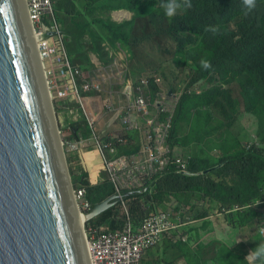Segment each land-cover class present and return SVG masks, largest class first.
I'll return each instance as SVG.
<instances>
[{"label": "trees", "instance_id": "1", "mask_svg": "<svg viewBox=\"0 0 264 264\" xmlns=\"http://www.w3.org/2000/svg\"><path fill=\"white\" fill-rule=\"evenodd\" d=\"M164 2L166 0H57V12L68 42L78 40L75 42L79 50L70 51L74 61L83 53L84 39L91 36L92 52L100 54L105 42H121L134 53L135 60L144 62L142 66L147 67L145 58L152 55L147 49L156 51L153 45L156 38L168 39L172 45L167 49L169 57L162 74L157 75L165 78L171 89L176 90L182 84L187 68L191 71L188 89L204 80L210 84L215 79L222 82L199 95L188 92L183 97L172 135L176 147L201 140L192 131L181 142L179 126L188 117L195 125H208L214 115L219 114L224 117L225 125L228 123L232 128L244 111L255 115L264 130V0H256V7L251 11L245 8L243 0H191V8L178 10L172 18L165 16L161 7ZM125 9L135 13V18L120 24L114 21L113 12ZM98 10L104 11L106 16L94 17ZM210 27L217 28L218 32L206 31ZM204 59L211 62L210 69L201 67ZM88 64L90 68L93 61ZM234 86L239 88L240 97L235 95ZM72 127L67 139L92 135L86 123ZM238 146L229 145L218 160L193 156L190 170L165 176L158 182L152 197L149 192H128L126 199L136 225L167 206L175 210L186 208V218L206 222L215 216L217 205L232 229L260 223L264 218V147L248 151L241 142ZM124 151L131 153L128 149ZM75 159L78 162L80 158ZM72 174L77 188L88 187V197L95 206L116 194L108 180L92 185L91 174L83 163L77 164ZM142 198L152 200L154 206L149 212L143 208ZM126 224L127 217L120 202L89 222L90 226L107 232L122 231ZM209 226L206 222L200 229V240L194 247L181 241L166 242L169 245L163 263L249 264L247 256L260 244L257 240L251 242L241 237L240 241L232 243L216 240L207 244L204 238L210 231ZM233 237L239 236L234 234Z\"/></svg>", "mask_w": 264, "mask_h": 264}, {"label": "built area", "instance_id": "2", "mask_svg": "<svg viewBox=\"0 0 264 264\" xmlns=\"http://www.w3.org/2000/svg\"><path fill=\"white\" fill-rule=\"evenodd\" d=\"M25 1L54 108L65 111L59 113L61 131L66 121L71 125L86 121L92 130L89 138L63 141L66 153L84 160L100 158L103 165L93 183L99 184L102 171L107 173L128 219L121 232L86 229L91 264H145L148 252L166 239L178 237L188 242L190 237L183 235V228L190 222L183 212L157 210L137 227L124 197L127 191L154 194L158 182L168 174L189 171L191 157L180 154L172 144L174 120L186 85L171 95L162 77L137 76L133 53L121 43L115 48L107 47L111 42L104 43L108 58L94 54L101 64L93 61L94 69L86 75L70 53L57 0ZM89 98L98 116L91 112ZM122 148H130L134 154H122ZM91 169H96L93 163ZM75 199L82 213L93 212L86 187L75 190ZM141 202L147 212L154 206L149 199Z\"/></svg>", "mask_w": 264, "mask_h": 264}, {"label": "water", "instance_id": "3", "mask_svg": "<svg viewBox=\"0 0 264 264\" xmlns=\"http://www.w3.org/2000/svg\"><path fill=\"white\" fill-rule=\"evenodd\" d=\"M74 189L26 1L0 0V264H91Z\"/></svg>", "mask_w": 264, "mask_h": 264}, {"label": "rangeland", "instance_id": "4", "mask_svg": "<svg viewBox=\"0 0 264 264\" xmlns=\"http://www.w3.org/2000/svg\"><path fill=\"white\" fill-rule=\"evenodd\" d=\"M82 6V5H81ZM82 8V7H81ZM114 13V12H113ZM105 17L106 13L102 10H98L95 14L94 17ZM113 16V15H112ZM135 18V14H133L132 19ZM114 21L120 23H125L127 22V19L125 18L124 20L118 21L115 18V15L113 17ZM131 19V20H132ZM98 31L100 30L98 27L96 28ZM92 39L91 36H87L84 41H83V53L81 54L80 58L76 59L75 64L76 65H80L83 70L85 71L86 75L87 72L89 70L94 69V64L89 68V62L94 61L96 65L101 64L100 63V59L96 58L95 56H93L94 54H99L98 52H92V45H91V40ZM96 39V38H95ZM93 40V39H92ZM77 39H71L68 42L69 45V49L71 52H74L76 50H79V45ZM157 42H153V45L156 48V51L153 50L152 48H148L147 52L151 53L152 55H148L145 58V63H147L149 66H142V64L144 62L142 61H137L135 59L134 53H133V69L134 72L137 76L139 77H147L149 75H153V74H162V68L163 65L166 63L167 58L169 57L168 53H167V49L171 48V43L169 42L168 39H162V38H156ZM97 43V42H96ZM121 43V42H116V43H108L107 47L110 48H115L116 46H118L117 44ZM122 44V43H121ZM106 47V50H104L102 48V51L100 52V56L102 57V59H107L108 58V48ZM125 48L127 50H129L128 48L125 47L124 44H122V48ZM141 55L143 54L142 51L140 53ZM94 58V60H93ZM89 69V70H88ZM189 71L186 70V73L184 75L183 81L182 83H187L188 82V75H189ZM165 80V78H164ZM205 82V83H204ZM202 83L199 84V86L201 87V89H206L208 88V86L206 84V81H204ZM165 84L168 88H170L166 81ZM171 89V88H170ZM234 93L237 97H240V93H239V88L235 87L233 88ZM85 95L87 97H90L91 95H93V93H85ZM63 112L64 109H63ZM194 113V112H193ZM192 113V114H193ZM244 113V116L239 119L236 120L233 127L230 128V126L225 125L226 123L223 121L224 117L219 115V114H215L213 117V120L210 121V123L208 125H204L203 123H198L197 125H195V121L189 120L188 119H184L183 121H186L182 124H180L179 127H181V132L180 134H182L183 136L186 137V135L183 132H187L189 135H191L192 131H194V133L197 135H199V137L201 138L200 141H193L188 143L186 146H182L179 148L180 151L182 153H185L187 155L190 156H199L202 158H210V159H214V160H218L222 154H225L227 151V147H229V145H240V142H247L249 140L253 141V140H257L258 142H260L262 144V146L264 147V130L261 128V123L260 120L253 114H249L246 112H242ZM65 115V113H64ZM67 125V124H66ZM61 128V125H60ZM184 130V131H183ZM187 134V135H188ZM181 142L183 143L185 141L186 138L181 137ZM240 149L241 147L238 146ZM71 157V155H69V158ZM77 158V157H75ZM69 159V166H70V171L72 174V171H76L77 170V164L82 163L81 160L78 162H76V159ZM93 162L100 166V158L96 157L93 159ZM84 164V163H83ZM73 176V174H72ZM103 178V176L101 175V179ZM74 179V178H73ZM75 184V183H74ZM76 188V186H75ZM161 212H170V211H174V209L172 207H162L159 209ZM222 216L220 218H213L214 220H222ZM195 225H200V222H197V224ZM218 225L220 228L222 227H226L224 220L219 221ZM193 226H191V230H192ZM243 234L246 235V239H249L251 242H255L257 240V244L259 243H264V218L262 220V222L257 223L255 225H253L252 227H249L248 229L243 230ZM212 240L211 238L209 239V241ZM193 243L191 244H195L197 245L198 240L196 239V237H193L192 239ZM163 246V245H162ZM191 247H193V245H190ZM158 249V248H157ZM180 264H185V263H181Z\"/></svg>", "mask_w": 264, "mask_h": 264}, {"label": "clouds", "instance_id": "5", "mask_svg": "<svg viewBox=\"0 0 264 264\" xmlns=\"http://www.w3.org/2000/svg\"><path fill=\"white\" fill-rule=\"evenodd\" d=\"M243 5L245 6V8L248 10V11H251V10H253L255 7H256V0H243ZM161 7L164 9V13H165V16L166 17H168V18H172V17H174L176 14H177V12H178V10H180V9H182V8H191L192 7V5H191V0H182V2H181V0H166V2H164V3H162V5H161ZM114 17V16H113ZM62 22V21H61ZM31 24V23H30ZM31 28H33V27H31ZM34 31V30H33ZM206 31H211L213 34H216L217 32H218V29L217 28H215V27H210V28H207L206 29ZM35 35V34H34ZM106 43V42H105ZM134 61H135V59H134ZM201 67L203 68V69H205V70H207V69H210L211 67H212V65H211V62L209 61V60H206V59H204V60H201ZM187 70L190 72L189 73V75H188V77H187V79H188V82L187 83H182L176 90L175 89H170V88H168L167 86H166V84H165V86L169 89V91H170V94L171 95H173L174 93H176L181 87H183L184 85H186V88H185V92H184V95H183V97L189 92V93H193V94H197V95H199V94H201L203 91H205V89H201V87L199 86V84L200 83H202V82H204V81H206V84H205V86L207 85L208 87H213V86H215V85H218V84H221L222 82H220V81H218V79H215L211 84L207 81V80H204V81H202V82H200V83H198L197 85H195V86H193V87H191L190 89H188V85H189V82H190V79H191V71H190V69L189 68H187ZM156 76H158L157 74H155ZM159 77H161V76H159ZM163 78V77H162ZM164 79V78H163ZM164 82H165V80H164ZM205 83V82H204ZM223 87L226 89L227 88V85H223ZM173 91V93H171ZM199 91V92H198ZM51 97V96H50ZM183 99V98H182ZM182 99H181V101H182ZM181 103V102H180ZM54 105V104H53ZM179 107H180V104H179ZM55 109V108H54ZM178 110H179V108H178ZM55 111H56V116H57V120H58V124H59V128H60V125H61V123H60V119H59V113H63L62 111L63 110H61V109H59V110H56L55 109ZM177 114H178V111H177V113H176V116H177ZM244 115V114H243ZM243 115H241L240 117H239V119H241L242 117H243ZM176 116H175V120H176ZM238 119V120H239ZM175 120H174V125H175ZM83 123H86L88 126H89V124H88V122H86V121H83V122H80V124H77V126H81V125H83ZM67 124V125H66ZM73 124H76V123H72V125L69 123V122H65V127H63L64 128V130L63 131H61V129L62 128H60V134H61V137H62V144H63V141H66V140H78V139H67L66 138V135H67V133L69 132V131H71L72 130V126H73ZM174 125H173V130H174ZM89 128H90V126H89ZM90 130H91V128H90ZM173 130H172V135H173ZM61 132H63V133H61ZM91 134H92V130H91ZM90 137V136H89ZM89 137H83V138H89ZM80 139H82V138H80ZM172 144H173V146L176 148V150L180 153V154H182V155H184V156H189V157H191V159H192V157L193 156H190V155H187V154H185V153H182L181 151H180V147H176L175 145H174V143H173V138H172ZM242 145H243V147L246 149V150H253L255 147H257V146H262V144L260 143V142H258L257 140H253V141H251V140H249V141H247V142H243L242 143ZM64 147V146H63ZM65 149V148H64ZM124 149H128V150H130L131 151V153H127V152H125L124 151ZM65 152H66V150H65ZM121 153L122 154H128V155H132V154H134V152L130 149V148H122L121 149ZM66 155H67V153H66ZM75 157H79L80 158V160H81V162L82 163H84V165H85V167L87 168V171L91 174V182H92V185H94V186H96L94 183H93V181H94V178H95V173H97V171L99 170V167L100 166H98V165H96L94 162H93V160H84V158L82 157V156H71L70 158H69V155H67V158H68V162H69V159H73V158H75ZM91 161V162H90ZM92 162H93V164L96 166V169L93 171L92 169H91V164H92ZM190 164H191V160H190ZM100 165H103V162L101 161V163H100ZM190 170V169H189ZM171 174V173H170ZM101 175L103 176V178L101 179V176H100V182H99V184L100 183H102V182H104L105 180H108V181H110L109 180V178H108V176H107V173L105 172V171H102L101 172ZM169 175V174H168ZM73 177V176H72ZM163 179V178H162ZM161 179V180H162ZM73 181H74V179H73ZM99 184H97V185H99ZM74 186H76L75 184H74ZM114 186V185H113ZM82 188H84V187H82ZM87 189H88V187H86ZM77 189H80V188H75L74 189V197H75V190H77ZM136 193H138V192H136ZM144 193H148V191L147 192H144ZM144 193H142V194H144ZM138 194H140V193H138ZM114 196H119L117 193L114 195ZM89 198V197H88ZM143 199H146V198H142V200ZM90 200V199H89ZM127 200V199H126ZM75 201H76V199H75ZM91 201V200H90ZM92 202V201H91ZM118 203L120 202V203H122V206H123V209H124V204H123V202H121V198H120V196H119V199H118V201H117ZM93 203V202H92ZM127 203H128V205H129V208H130V210H131V207H130V203L127 201ZM76 204H77V202H76ZM94 205V204H93ZM219 206L220 205H217V210H216V213H215V216L214 217H212V218H217V216L218 217H223V215H222V213L219 211ZM77 207H78V205H77ZM95 205H94V210H93V212L95 211ZM174 209V208H173ZM237 209H239V207H235V210H237ZM78 210H79V208H78ZM175 210V209H174ZM80 211V210H79ZM81 212V211H80ZM93 212H91V214L90 215H86V214H84V213H82V214H84V215H86V216H88L89 218H90V216H91V218L89 219L88 218V220L85 222V224H84V231H85V234H86V229H89V228H96V227H92V226H90L89 225V222L91 221V220H93V219H95V218H93L92 217V213ZM131 212H132V210H131ZM180 212H183V216H184V218H185V220L186 221H188V222H190V224H187V226H185L184 228H183V231H184V233H183V235H187V236H189L190 237V240L188 241V242H185V241H183V240H180V239H178V237H176L175 239H166L160 246H158V247H161L162 245H164V243L165 242H168V241H173V242H175V243H177V242H183V243H187V244H189V245H191V243H193V241H192V239H193V237L191 236V234H190V230H191V226H193V224H196L197 222H201V221H199V220H194L193 218H191V217H188V218H186L185 217V213H186V208H184L183 210H180ZM124 214H125V209H124ZM151 215V214H150ZM149 215V216H150ZM97 218V217H96ZM133 221H134V216H133ZM127 222H128V219H127ZM134 224H135V226H137L136 225V223H135V221H134ZM140 226V225H139ZM139 226H137V227H139ZM101 230H103V231H105V232H107L106 230H104V229H102V228H100ZM125 229V228H124ZM123 229V230H124ZM122 230V231H123ZM119 232H121V231H119ZM115 233V232H114ZM86 239H87V234H86ZM87 244H88V240H87ZM88 249H89V247H88ZM155 249V248H154ZM153 250V249H152ZM149 253V252H148ZM89 255H90V252H89ZM247 259L249 260V264H257V262H259V264H264V243H260L259 245H258V247L254 250V251H252L248 256H247ZM90 261H91V258H90ZM145 261H146V258H145ZM145 264H146V262H145Z\"/></svg>", "mask_w": 264, "mask_h": 264}, {"label": "crops", "instance_id": "6", "mask_svg": "<svg viewBox=\"0 0 264 264\" xmlns=\"http://www.w3.org/2000/svg\"><path fill=\"white\" fill-rule=\"evenodd\" d=\"M122 11H128L129 13H131V15H133V14H135V13H133L132 11H129V10H122ZM115 12H117V11H115ZM114 12V13H115ZM114 13H113V16H114ZM132 17L133 16H131V17H129V16H127V21H131V19H132ZM133 20V19H132ZM88 102H89V105H90V108H91V112L94 114V115H97L96 113H95V110H94V102L92 101V98H89L88 99ZM98 116V115H97ZM244 116V115H243ZM184 131V130H183ZM186 136H187V132L185 133V132H183ZM181 137H185V136H183L182 134H181ZM91 162V161H90ZM93 163V162H92ZM115 188V187H114ZM115 191H116V189H115ZM156 191V190H155ZM128 192H131V191H127V192H125L124 193V197L125 198H127L126 197V194H128ZM116 193H117V191H116ZM155 193V192H154ZM149 195H150V197H152L154 194H150L149 193ZM176 211H178V212H180V210H176ZM222 220H224V217L222 218ZM222 220H214L212 217H210V218H208V221H206V222H208V223H210V226H209V228H210V231L208 232V234L205 236V238H204V242H206L207 244H209V243H211L212 241H216V240H219V241H221V240H225V241H227V242H229V243H232L233 241H235V240H237V241H240L241 240V237H246V235H244L243 234V230H245V229H248V228H238V229H232V228H230V227H228V224L224 221V223H225V226L226 227H222V228H220L219 227V225H218V222L219 221H222ZM206 222H204V221H201L200 222V225H195V224H193V228H192V230H190V234H191V236L192 237H196V239L197 240H200V229L201 228H203L204 226H205V223ZM262 222V221H261ZM197 224V223H196ZM255 224H257V223H254V225ZM127 225V224H126ZM234 234H238V238L237 239H235L234 237H233V235ZM212 239V240H210L209 241V239ZM169 245V243H164V247L163 246H161V247H157V248H155V249H153V250H151L148 254H147V256H146V264H164L163 262H164V260H163V258L164 257H166V248H167V246ZM191 245H193V247L194 246H196L195 244H191ZM231 245H233V244H231ZM168 257V256H167Z\"/></svg>", "mask_w": 264, "mask_h": 264}, {"label": "bare ground", "instance_id": "7", "mask_svg": "<svg viewBox=\"0 0 264 264\" xmlns=\"http://www.w3.org/2000/svg\"><path fill=\"white\" fill-rule=\"evenodd\" d=\"M114 15H115L116 20H118V21L124 20L125 18H127V16H129V17L133 16L128 11H122V10L115 12ZM88 218L89 217L84 215V214H83V216H81V221H82L81 227L82 228H84V224L88 220Z\"/></svg>", "mask_w": 264, "mask_h": 264}]
</instances>
